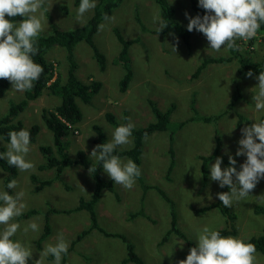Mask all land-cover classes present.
<instances>
[{
  "label": "rangeland",
  "instance_id": "obj_1",
  "mask_svg": "<svg viewBox=\"0 0 264 264\" xmlns=\"http://www.w3.org/2000/svg\"><path fill=\"white\" fill-rule=\"evenodd\" d=\"M169 1L176 21L186 25L189 19L185 13L190 17L197 16L192 8V0ZM78 8L74 0H45L40 10L44 15V30L41 34L52 32L53 25L62 29L81 26L92 15L93 9L84 14L81 23L77 20ZM40 12L36 15L39 16ZM136 13L141 22L135 19ZM109 17L115 19H104L100 23L104 28H98L94 35L95 44L106 57L105 64L98 63L93 47L86 41L81 40L74 47L76 76L84 82L100 80L102 87L89 103L77 97L83 116L77 127L64 138L65 151L71 158L76 157L80 150L90 157L92 149L100 144V133L104 138L102 143L110 142L116 127L109 122L106 112L114 114L121 123L131 122L134 127L146 126L155 120L149 105L151 100L162 111L170 114L167 130H155L144 138V182L162 188L175 201L178 227L188 240L172 234V241L166 242L171 235L163 241L171 227L172 208L157 188L148 189L144 195V186L140 181L139 184L136 181L138 185L131 189L117 184L112 190L102 188L96 210L98 223L107 232L123 234L127 242L134 244V250L145 264H179L190 252L191 245L188 242L197 246L198 234L205 226L213 230L225 227L230 230V223L232 227L231 220L227 224L217 208L202 214H196L192 208V205L199 208L218 199L219 182L210 178V165L217 158L207 162V178H204L200 156H209L215 144L220 142L223 156L221 168L230 166L224 160L229 161L231 155L237 161L235 167L241 169L246 161V155L236 156L240 147L238 142L243 138L241 129L255 123L257 119H264V111H256L252 99L258 90L259 74L252 77L241 75L240 64L234 58L230 62L208 63L196 76L204 59L229 56V49L223 46L219 52L212 50L207 38L197 31L191 33L190 45L174 32H152L159 27L157 21H161V9L155 0H124ZM116 28L125 39H138L128 49L130 60L127 64L132 73L125 91H121L120 87L127 69L119 61L123 45L117 37ZM236 42L243 48L240 52L248 58L259 60L264 57L262 34L253 43L239 39ZM67 50L56 45L47 52L48 59L55 67L54 79L60 74L62 83L66 81L71 66ZM24 93L15 90L10 84L0 97V116L7 113L12 100L20 101ZM62 101V96L46 88L39 97L30 100L16 117L28 127L39 124L41 129L36 141H30L31 150L25 157L35 165V170L22 172L17 168L15 180L18 186L11 189L9 194L15 195L23 190L25 195L22 202L27 206L23 213L30 209H37L39 213L25 218L16 217L13 222L19 223L21 228L12 239L19 240L32 250L28 264H34L46 245L55 244L60 234L71 248L70 252L62 254L61 262L64 260V264H121V260L128 256L127 242L122 238L105 235L97 228L78 238L84 229L90 227L91 219L87 209L76 208L82 199L89 200L97 189V182L88 169L76 164L68 166L59 179L37 189L41 181L51 179L55 174L53 169L40 167L46 159L39 147L53 145L54 142L53 133L44 124L41 114L44 109L50 110ZM197 115L210 116L211 120H190L179 126L182 121ZM95 126L99 129H95ZM172 131H175L173 141ZM129 139L130 144L116 149L132 147L133 135ZM8 144L0 135V146H4L7 151ZM171 148L175 152V164L168 177L166 171L172 162ZM90 159L95 162L93 158ZM120 159L124 163L132 160L128 156ZM7 174L0 166V191H8ZM34 175L37 179H33ZM101 175L104 180L110 179L103 170ZM233 179L235 181V177ZM260 204H264V178L258 181L248 197L233 202L230 208L236 216L233 221L236 232L225 237L245 240L252 235H264V214L253 213L254 207ZM50 208L65 212H50L46 215ZM140 210L144 214H136ZM30 222H36L41 230L38 233L29 230L25 235L23 228ZM47 222L50 232L41 238ZM3 227L0 225V230ZM255 255L256 264H264V253L256 251ZM43 264H54V257H45ZM126 264L138 263L128 261Z\"/></svg>",
  "mask_w": 264,
  "mask_h": 264
},
{
  "label": "clouds",
  "instance_id": "obj_2",
  "mask_svg": "<svg viewBox=\"0 0 264 264\" xmlns=\"http://www.w3.org/2000/svg\"><path fill=\"white\" fill-rule=\"evenodd\" d=\"M45 0H0V79L11 82L12 88L23 92L33 87L43 68L33 61L32 54L38 52L34 46L35 40L44 30V15L40 12ZM199 6L206 10L202 17L188 16L187 30H196L205 35L210 48L219 52L223 46L227 49L243 51L236 41L247 42L257 36L261 23H264V0H199ZM96 7L95 0H81L77 10V20L83 23L84 14ZM40 12V15L36 13ZM8 17V18H6ZM22 17L18 23L12 19ZM105 20H114L115 17L104 15ZM159 23L158 33L167 26L163 21ZM103 29L104 25L98 26ZM174 50L175 49V46ZM246 76L252 77L249 70ZM257 91L252 97L256 111H264V71L257 77ZM134 124L117 126L110 142L96 145L90 157L97 163H102V169L117 185L131 189L135 179L141 175L137 164L129 159L126 163L120 157L113 155L119 146L130 144ZM242 137L236 156L246 155V161L238 171L235 167L237 161L230 155V166L222 169V158L218 157L210 165V178L219 182L221 188L228 186L230 191L217 193L225 207H232L234 201L248 197L256 187L258 181L264 178V119H257L255 123L241 129ZM9 144L6 152H0V159H6L10 166L20 171L35 170V165L26 160L30 152V132L26 129L8 133ZM258 141V142H257ZM96 165H90V174L96 172ZM235 177V181L234 178ZM17 180L13 179L7 184L8 189H15ZM25 193L23 190L15 195L8 191H0V264H28L32 257V250L12 237L20 230L21 225L13 222L16 217L23 214L26 204L23 203ZM29 230L39 232L40 226L36 222L25 225L23 232ZM197 246L190 249L186 259L179 264H256V247L244 240L222 236L219 231L205 226L198 234ZM69 244L60 234L55 244H47L40 258L34 264H43L45 257H54V264H61L62 254H66Z\"/></svg>",
  "mask_w": 264,
  "mask_h": 264
},
{
  "label": "trees",
  "instance_id": "obj_3",
  "mask_svg": "<svg viewBox=\"0 0 264 264\" xmlns=\"http://www.w3.org/2000/svg\"><path fill=\"white\" fill-rule=\"evenodd\" d=\"M124 0H95L96 7L93 9L92 15L85 19V23H83L81 26H77L73 29H62L57 27L56 25H53V28L51 29L52 32L41 34L38 36V38L34 42V46L38 48V52L35 54H32V59L35 63L39 64L43 68V72L41 73L38 80L33 82V87L29 90H25L24 97L18 101L14 102L11 101V105L9 107V110L7 113L0 116V135L3 137V139L6 142H9V136L8 133L11 131H19L21 129H26L30 132V141L34 142L36 141V137L38 132L41 129V126L39 124H33L31 126H26L22 120L16 119L18 114L24 110V108L28 105L30 100H34L37 97L41 95V93L44 91V89L49 88L52 92L55 94H59L62 96V102L58 105H56L54 108L48 110L44 109L42 111V119L44 121V124L48 129H50L53 133L54 142L53 145H41L40 151L43 153L44 158L46 159V162L41 164V169H53L54 170V177L48 180L41 181L40 185L37 187V189H42L45 185L50 184L55 179H59L61 175L63 174L66 167L71 165H81L82 167L89 169L90 165L95 164L96 165V172L92 173L93 178L97 182V190L94 193L93 197L89 200H81L80 205L78 208L80 209H87L90 212L91 217V226L88 229L83 230L82 233L78 235V238H82L87 233H89L93 228L99 229L102 233L105 235H117L124 240H126V237L120 233H110L107 232L104 228L99 226L98 218L95 212V204L98 201L100 191L102 188L107 187L108 189H113V181H105L101 177V171H102V163L93 162L88 154H86L84 151L80 150L76 157L71 158L68 156L67 152L65 151V144H64V138L69 136L72 130L77 127L78 123L82 120V110L77 102V97H80L83 102L89 103L92 100V97L100 90L102 87V81L92 79L87 82L82 81L79 79L75 74V59H74V47L75 45L81 41H86L90 46L93 47L95 56L97 58V61L100 65L106 63V57L102 51L97 47V45L94 42V35L98 31V26L100 23L104 20V15L107 14L108 16H111L114 12V10L123 2ZM81 0H74V3L79 5ZM155 2L159 5L161 9V21L167 24L166 27L163 28L160 32H174L181 36L183 40L186 43H189L190 45V36L191 33L196 31L193 30L189 32L187 30L188 24H183L179 21H176L174 18V10L169 0H155ZM192 8L195 10L197 15H200L201 17L206 14V10L199 6V2L196 0H192ZM8 18V17H6ZM12 19L13 23L24 19L22 17H15L10 18ZM135 19L138 22H141V18L138 13L135 15ZM143 29H146L144 25H142ZM117 32V37L119 41L122 43L123 47L122 50L119 53V61L123 62L127 72L124 75V78L122 80V85L120 87L121 91H125L127 89L128 79L131 76V70L127 64L128 60H130V57H128V49L132 43L135 41H138V39H125V37L122 35L121 31L117 28L115 29ZM152 32H158L157 29L151 30ZM159 32V33H160ZM199 32V31H197ZM203 34V33H202ZM259 34H262L264 39V23H261V26L258 30L257 36ZM204 35V34H203ZM205 36V35H204ZM256 36V37H257ZM255 37V38H256ZM249 40V43H253ZM237 43V42H236ZM238 44V43H237ZM63 46L66 47L67 50V58L70 61V67L68 70V76L65 82L62 83V77L59 76L54 79L55 74V67L54 64L48 59L47 52L54 46ZM229 56L225 57H213V58H207L202 61V64L198 68V73H196L198 76L200 72H202L208 63H215V62H224V61H232L234 58L237 59L239 66V73L241 75L246 76V73L251 70L254 74H259L261 71H264V57L259 60H253L251 58H248L240 51L236 50H230L229 49ZM105 68H102V70ZM54 79V80H53ZM11 82L7 79H0V97L3 96L7 89L9 88ZM238 97L235 98V100ZM151 110L154 114L155 120L149 122L146 126L142 127H134L132 129V135H133V146L129 148L124 149H115L113 155H116L118 157L122 156H128L132 158V160L137 164L139 167V163L141 162V153L143 149L144 144V138L148 134H151L155 130H167L168 124H169V116L170 114L165 113L162 111L161 108H159L152 100L149 103ZM106 117L108 118L109 122L112 123L115 127L120 125H126L127 122L121 123L116 120V117L112 113L106 112ZM190 120H202V121H210V116H204V115H197L195 117H191L189 120L182 121L179 126H183L186 121ZM95 129H99L97 126L94 127ZM175 133V131H172V135ZM100 144H103L101 140H104L103 136L100 133ZM173 141V139H172ZM6 148L4 146H0V152H5ZM171 156L174 157V152L172 148L170 149ZM221 144L220 142L215 144V148L209 156L202 157L203 160V171H204V178H207V162L214 158H223L221 156ZM57 153V154H56ZM228 165L229 161L224 160ZM169 170H167V176L169 177L172 167L174 165V159H172V162L170 164ZM0 166L8 173L6 178V186L7 184L15 179V176L17 175L18 171L17 168L14 166H10L6 159H0ZM140 169V167H139ZM238 170V169H237ZM239 171V170H238ZM140 182L144 186V190H148L150 188H157L158 193H160L169 203L172 208L170 214L172 216L171 220V227L169 228L168 232L163 237V241L165 239H168L169 235L172 233H175L184 239L188 240V237L185 235V233L178 227L177 222V215L174 210L175 208V201L160 187L146 184L143 181V176L140 175L139 177ZM33 179H37L36 175L33 176ZM8 189V188H7ZM11 189H8V192H10ZM230 191L228 186H225L221 188L219 186L218 193L220 192H228ZM171 198V199H170ZM192 208L194 209L196 214H202L206 211L217 208L225 218V220L228 222L231 220L232 222V230H229L228 227L225 228H219L216 231H219L222 236H226L229 233L235 234V226L233 224V221L235 220V213L232 212L230 207H225L222 204V201L219 200V198L209 205H204L202 207H199L197 205H192ZM57 209H51L50 212H56ZM39 213L36 209H30L27 212L23 213L22 217H30L33 216V214ZM254 214H264V204L256 205L254 207ZM49 213L47 212L46 215ZM136 214H144L143 210H140ZM132 217L134 214L131 215ZM47 219V218H46ZM48 221V219H47ZM228 226V225H227ZM49 232V225L48 222L45 225V231L42 234L41 238L45 237L46 234ZM246 243H252L256 247V251H260L264 253V235H252L249 238L244 240ZM188 245H191L192 247H195V245L191 242H188ZM127 249H128V256L122 261L123 264H126L128 261L135 262L138 264H145L143 259L139 257V255L134 250V245L131 242H127ZM64 264V261H62Z\"/></svg>",
  "mask_w": 264,
  "mask_h": 264
},
{
  "label": "crops",
  "instance_id": "obj_4",
  "mask_svg": "<svg viewBox=\"0 0 264 264\" xmlns=\"http://www.w3.org/2000/svg\"><path fill=\"white\" fill-rule=\"evenodd\" d=\"M197 121L201 122L202 120H197ZM173 135H174V134H173ZM173 135H171V140L173 139ZM122 149H123V148H122ZM142 155H143V153H141V158H140V159H141V162L139 163V167H140V170H141V175L143 176L142 179H143V181H144V178H145V174H144V173H145V172L143 171V162H142L143 157H142ZM170 156H171V154H170ZM122 157H123V156H122ZM171 158L174 159V164H175V152H174V157L171 156ZM170 162H171V160H170ZM170 166H171V165H169V167H170ZM169 167H168L167 170H169ZM172 168L174 169V165H173ZM173 169H172V171H173ZM102 170H103V169H102ZM172 171H171V173H172ZM101 172H102V171H101ZM166 172H167V171H166ZM171 173H170V175H171ZM170 175H169V177H170ZM101 177H102V175H101ZM102 179H103V177H102ZM103 180H104V179H103ZM105 181L110 182V181H112V180L109 179V180H105ZM136 181H137L138 184H139V181H140V180H139L138 177L135 179V183H134L135 187L138 185V184H136ZM115 184H116V183L113 182V187L115 186ZM134 185H133V186H134ZM106 188H107V187H106ZM107 189H108V188H107ZM122 189H123V188H122ZM96 190H97V189H96ZM96 190H95V192H96ZM109 190H110V189H109ZM111 190H112V189H111ZM146 191H147V190H146ZM146 191L143 193L144 195L146 194ZM93 195H94V194H93ZM93 195L91 196V198L93 197ZM91 198H90V199H91ZM99 199H100V195H99L98 201H99ZM98 201H97L96 204H95V212H96L97 218H98V216H99V215H98V212H97V210H96V205H97ZM80 203H81V201H80ZM79 205H80V204H79ZM79 205H78V206H79ZM78 206H77L76 209H80V208H78ZM36 210H37V209H36ZM38 211H39V210H38ZM61 211L65 212L64 210H59V209H57L56 212H61ZM88 211H89V210H88ZM46 212L50 213V209H49L48 211H46ZM90 219H91V217H90ZM46 220H47V219H46ZM90 226H91V225H90ZM99 226L102 227L100 224H99ZM88 228H90V227H88ZM88 228H86V229H88ZM102 228H103V227H102ZM84 230H85V229H84ZM98 230H99V229H98ZM44 231H45V230H44ZM99 231H100V230H99ZM49 232H50V227H49ZM49 232H48V233H49ZM82 232H83V231H82ZM43 233H44V232H43ZM48 233H47V234H48ZM110 233H116V232H110ZM87 234H88V233H87ZM172 234H175V233H172ZM172 234H170L172 237H171L170 239H168L166 242H168V241H170V240L172 241L173 236H174V235H172ZM122 235H123V234H122ZM170 235H169V236H170ZM175 235H177V234H175ZM108 236H109V235H108ZM110 236L116 237L117 235L112 234V235H110ZM178 236H179V235H178ZM117 237H120V236H117ZM180 237H181V236H180ZM120 238H122V237H120ZM182 238H183V237H182ZM122 239L124 240V238H122ZM183 239H184V238H183ZM185 240H186V239H185ZM124 241L127 242V240H124ZM166 242H165V243H166ZM132 244H133V243H132ZM133 245H134V244H133ZM127 247H128V246H127ZM127 250H128V249H127ZM70 251H71V248L69 247L67 253L70 252ZM135 252H136V251H135ZM136 253H137V252H136ZM139 257H140V256H139ZM124 259H125V258H123V259L121 260V264H123L122 261H123ZM63 261H64V260H63ZM62 263H63V262H61V264H62Z\"/></svg>",
  "mask_w": 264,
  "mask_h": 264
},
{
  "label": "water",
  "instance_id": "obj_5",
  "mask_svg": "<svg viewBox=\"0 0 264 264\" xmlns=\"http://www.w3.org/2000/svg\"><path fill=\"white\" fill-rule=\"evenodd\" d=\"M230 230H232L231 224L229 223Z\"/></svg>",
  "mask_w": 264,
  "mask_h": 264
}]
</instances>
